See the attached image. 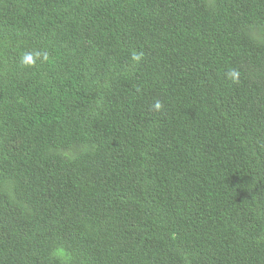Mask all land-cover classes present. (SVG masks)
I'll return each mask as SVG.
<instances>
[{"label":"trees","instance_id":"obj_1","mask_svg":"<svg viewBox=\"0 0 264 264\" xmlns=\"http://www.w3.org/2000/svg\"><path fill=\"white\" fill-rule=\"evenodd\" d=\"M0 264H264V0H0Z\"/></svg>","mask_w":264,"mask_h":264},{"label":"clouds","instance_id":"obj_2","mask_svg":"<svg viewBox=\"0 0 264 264\" xmlns=\"http://www.w3.org/2000/svg\"><path fill=\"white\" fill-rule=\"evenodd\" d=\"M46 58V57H45ZM32 58L31 57H28V60H31ZM231 75L235 76V73H231ZM155 109L156 110H159L161 109L162 105H161V102L160 101H157L154 105Z\"/></svg>","mask_w":264,"mask_h":264}]
</instances>
